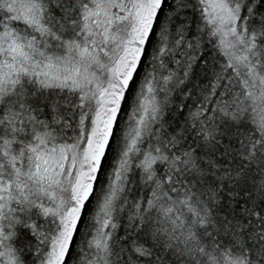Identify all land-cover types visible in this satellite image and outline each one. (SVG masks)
Returning <instances> with one entry per match:
<instances>
[{"label":"snow or ice","instance_id":"snow-or-ice-1","mask_svg":"<svg viewBox=\"0 0 264 264\" xmlns=\"http://www.w3.org/2000/svg\"><path fill=\"white\" fill-rule=\"evenodd\" d=\"M0 264H264V0H0Z\"/></svg>","mask_w":264,"mask_h":264}]
</instances>
